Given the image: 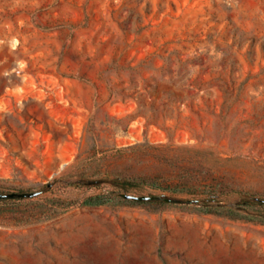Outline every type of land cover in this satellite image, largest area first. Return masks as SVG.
I'll use <instances>...</instances> for the list:
<instances>
[{"label": "rangeland", "instance_id": "obj_1", "mask_svg": "<svg viewBox=\"0 0 264 264\" xmlns=\"http://www.w3.org/2000/svg\"><path fill=\"white\" fill-rule=\"evenodd\" d=\"M114 177L264 194V0H0V191L39 190L0 201V264H264L259 222L81 205Z\"/></svg>", "mask_w": 264, "mask_h": 264}, {"label": "trees", "instance_id": "obj_2", "mask_svg": "<svg viewBox=\"0 0 264 264\" xmlns=\"http://www.w3.org/2000/svg\"><path fill=\"white\" fill-rule=\"evenodd\" d=\"M125 147L128 146H121L119 148L122 149ZM96 181H109L115 189H108V191L104 193L88 195L81 201V205H101L110 201V195L113 193H118L119 195H121V193H129V189L141 187L144 184L156 186V184L140 178L114 177L110 179L93 180L92 182ZM172 190L174 192L185 191L189 196L180 197L163 193L149 195L160 196L155 200H164V197L177 198L180 200L179 202L199 205L200 210L205 213H214L233 219H242L264 224V194L253 193L237 188H212L209 186H204L203 188L173 187ZM22 198L24 197H0V201L7 199L19 200ZM52 206L56 208L62 207L65 210L70 207L71 204L64 203L59 199H53ZM54 215H57V213Z\"/></svg>", "mask_w": 264, "mask_h": 264}, {"label": "water", "instance_id": "obj_3", "mask_svg": "<svg viewBox=\"0 0 264 264\" xmlns=\"http://www.w3.org/2000/svg\"><path fill=\"white\" fill-rule=\"evenodd\" d=\"M39 193V190H34V191H21V192H0V197H26V196H34ZM121 196L125 198H134V199H140V200H146V199H157L160 196L158 195H149V194H133V193H121ZM164 200L167 201H175L179 202L180 200L177 198H169V197H164Z\"/></svg>", "mask_w": 264, "mask_h": 264}]
</instances>
